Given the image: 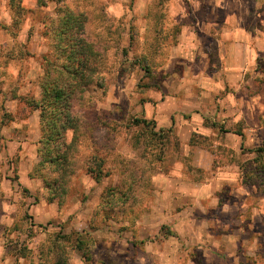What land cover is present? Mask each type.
Segmentation results:
<instances>
[{"label":"rangeland","instance_id":"obj_1","mask_svg":"<svg viewBox=\"0 0 264 264\" xmlns=\"http://www.w3.org/2000/svg\"><path fill=\"white\" fill-rule=\"evenodd\" d=\"M217 1L0 0V264L47 263L62 237L66 264H264V0ZM58 8L108 50L73 95L54 193L35 173L39 112L19 98L39 99L43 57L56 61ZM232 13L263 50L220 88Z\"/></svg>","mask_w":264,"mask_h":264},{"label":"trees","instance_id":"obj_2","mask_svg":"<svg viewBox=\"0 0 264 264\" xmlns=\"http://www.w3.org/2000/svg\"><path fill=\"white\" fill-rule=\"evenodd\" d=\"M10 7L18 8L21 0H6ZM60 4L63 0H37L39 6L45 7L48 3ZM57 12L62 14L50 28L47 33L52 36L57 43L54 45L51 54L56 56V61L43 57V72L39 79L40 97L19 98L26 107L39 112L40 138H39V156L40 162L37 164L35 173L41 177L45 188L52 192L62 188L66 182L64 175L67 172L69 158L66 154L67 144L65 136L70 131L77 128V120L71 112V102L76 88L87 86L92 82L93 76L97 75L98 68L105 59L107 47L101 42H90L85 35L86 17L82 14H74L69 10L58 8ZM54 18V17H53ZM148 72V70H146ZM137 125L148 127L151 123L142 119L135 121ZM238 134V133H237ZM240 136V134H238ZM263 149H257L256 152H262ZM51 168L61 177L50 179L48 175L42 173V169ZM87 174L96 182L104 176H107L101 165L92 168L86 167ZM56 175V176H57ZM51 180L55 181L56 189ZM60 185H59V184ZM111 189H108L110 194ZM67 237L60 240H53L48 247V252L55 253V257L47 259V263L41 264H66L63 256L57 253L62 249ZM77 250H80L82 241L76 240ZM24 256V253H20Z\"/></svg>","mask_w":264,"mask_h":264},{"label":"crops","instance_id":"obj_3","mask_svg":"<svg viewBox=\"0 0 264 264\" xmlns=\"http://www.w3.org/2000/svg\"><path fill=\"white\" fill-rule=\"evenodd\" d=\"M241 1L242 0H239V2ZM210 3L213 4V6H218L219 4L217 0H211ZM263 14L264 12L261 11L255 15V18L260 20L264 17ZM226 17L231 21L233 28L232 37L230 39V49L227 50L229 54H225V59L223 60V69L226 71H224V77L212 72L209 78L210 80H208L209 82L211 81L217 84L220 88L225 84L233 86L237 84L238 87L242 78V72L246 67V57L249 62L255 63L257 55H260L263 50L257 43V41L260 42V38L255 37V33L260 31V27H258L257 30L255 28L254 32H249L245 28V17L242 15L238 17L237 14L232 13L231 15L228 14ZM211 25L212 24H209V26Z\"/></svg>","mask_w":264,"mask_h":264}]
</instances>
